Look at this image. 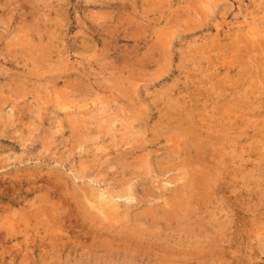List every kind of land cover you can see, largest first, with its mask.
I'll return each instance as SVG.
<instances>
[{
    "label": "rangeland",
    "instance_id": "374dc122",
    "mask_svg": "<svg viewBox=\"0 0 264 264\" xmlns=\"http://www.w3.org/2000/svg\"><path fill=\"white\" fill-rule=\"evenodd\" d=\"M0 264H264V0H0Z\"/></svg>",
    "mask_w": 264,
    "mask_h": 264
},
{
    "label": "bare ground",
    "instance_id": "6f19581e",
    "mask_svg": "<svg viewBox=\"0 0 264 264\" xmlns=\"http://www.w3.org/2000/svg\"><path fill=\"white\" fill-rule=\"evenodd\" d=\"M219 41V40H218ZM213 65V64H212ZM254 66V65H253ZM243 67H244V65H243ZM252 68V67H251ZM220 71V70H219ZM51 78V77H50ZM202 83V82H201ZM200 83V84H201ZM216 84V83H215ZM215 90V89H214ZM53 91V90H52ZM221 91V90H220ZM228 92V91H227ZM78 94V93H77ZM80 94V93H79ZM63 95V94H62ZM19 98V97H18ZM63 100V99H62ZM170 100V99H169ZM66 101V100H65ZM175 101V100H174ZM203 102V101H202ZM67 103V102H66ZM187 103V102H186ZM79 105V104H78ZM63 106V105H62ZM83 106V105H82ZM84 107H85V104H84ZM78 108V107H77ZM168 108V107H167ZM193 108V107H192ZM22 109V108H21ZM59 109H60V106H59ZM83 109V108H82ZM78 110H80V109H78ZM94 110V109H93ZM165 115H166V113H165ZM167 116V115H166ZM68 118V117H67ZM74 119H75V117H74ZM69 120V119H68ZM175 120V119H174ZM72 121V120H71ZM82 122V121H81ZM80 123V122H79ZM170 123V122H169ZM183 123V122H182ZM71 124V123H70ZM81 124V123H80ZM172 124V123H171ZM162 125V124H161ZM170 126V125H169ZM164 127V126H163ZM75 128V127H74ZM160 128V127H159ZM177 128V127H176ZM245 128V127H244ZM182 129V128H181ZM180 129V130H181ZM239 129V128H238ZM164 130V129H163ZM252 130V129H251ZM75 131V130H74ZM166 131V130H165ZM227 134V133H226ZM239 135V134H238ZM252 135V134H251ZM173 136V135H172ZM185 136V135H184ZM167 137H169V136H167ZM199 137V136H198ZM174 138V137H173ZM178 138V137H177ZM188 138H190V137H188ZM245 138V137H244ZM168 139V138H167ZM79 140H81V138L79 139ZM157 140V139H156ZM164 140H166V139H164ZM192 140H194V139H192ZM196 140V139H195ZM170 141V140H169ZM132 142V141H131ZM183 142V141H182ZM193 142V141H192ZM207 142V141H206ZM169 143V142H168ZM189 143V142H188ZM194 143H195V141H194ZM208 143V142H207ZM196 144V143H195ZM194 144V145H195ZM258 144V143H257ZM161 145H163V144H161ZM184 145V144H183ZM191 145H192V143H191ZM201 145V144H200ZM213 145V144H212ZM195 146H197V145H195ZM184 147V146H183ZM187 147V146H186ZM185 147V149H187ZM129 148V147H128ZM198 148V147H197ZM196 148V149H197ZM199 149V148H198ZM184 150V149H183ZM175 151V150H174ZM177 151V150H176ZM201 151V150H200ZM199 152V151H198ZM173 153V152H172ZM157 154V153H156ZM187 154L189 155V152H187ZM191 154V153H190ZM201 154V153H200ZM199 154V155H200ZM178 155V154H177ZM184 155H186V154H184ZM195 156V155H194ZM193 156V157H194ZM164 157V156H163ZM170 157V156H169ZM202 157V156H201ZM172 158V157H171ZM165 160V159H164ZM187 162L189 161V160H186ZM191 161V160H190ZM198 161H201V160H198ZM166 162H168V161H166ZM214 163V162H213ZM212 163V164H213ZM168 165V164H167ZM173 165V164H172ZM171 165V166H172ZM191 165V164H190ZM214 165H215V163H214ZM152 166V165H151ZM163 166H164V164H163ZM169 166V165H168ZM166 167V166H165ZM164 168V167H163ZM168 168V167H167ZM169 169V168H168ZM82 172V171H81ZM98 172V171H97ZM145 179V178H144ZM195 184V183H194ZM202 186V185H201ZM190 187H191V185H190ZM188 188V187H187ZM182 189V188H181ZM184 189V188H183ZM147 190V189H146ZM151 190V189H150ZM186 190V189H185ZM179 191V190H178ZM181 191V190H180ZM190 191V190H189ZM188 191V192H189ZM182 192V191H181ZM173 193V192H172ZM192 193V192H191ZM104 194V193H103ZM152 194V193H151ZM181 194V193H180ZM182 194H183V192H182ZM176 195H177V193H176ZM184 195V194H183ZM189 195V194H188ZM191 195V194H190ZM160 196V195H159ZM187 197V196H186ZM173 198V197H172ZM185 198V197H184ZM102 199V198H101ZM130 199H132L131 198V196H130ZM176 199V198H175ZM164 200V199H163ZM169 200V199H168ZM186 200H188V199H186ZM99 204V203H98ZM175 204V203H174ZM182 204V203H181ZM183 205V204H182ZM101 206V205H100ZM184 207V206H183ZM173 208V207H172ZM97 210V209H96ZM111 210V209H110ZM164 210V209H163ZM95 211V210H94ZM127 211V210H126ZM103 214H106L105 212H103ZM144 215V214H143ZM86 217V216H85ZM184 217V216H183ZM86 219V218H85ZM109 224V223H108ZM111 224V223H110ZM125 241V240H124ZM178 241V240H177ZM145 242V241H144ZM157 250V249H156ZM161 255V254H160ZM167 261V260H166Z\"/></svg>",
    "mask_w": 264,
    "mask_h": 264
}]
</instances>
